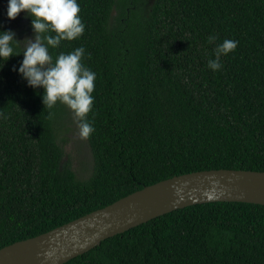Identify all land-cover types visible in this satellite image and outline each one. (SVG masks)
Segmentation results:
<instances>
[{
	"label": "trees",
	"instance_id": "1",
	"mask_svg": "<svg viewBox=\"0 0 264 264\" xmlns=\"http://www.w3.org/2000/svg\"><path fill=\"white\" fill-rule=\"evenodd\" d=\"M78 3L83 35L50 51L83 46L82 63L96 73L86 117L93 170L77 180L55 131L69 109L44 106L43 90L15 70L23 56L10 57L0 68V249L175 176L264 172V0ZM6 8L0 0V31L23 42ZM224 39L238 46L213 72L207 61ZM65 264H264V206L187 207Z\"/></svg>",
	"mask_w": 264,
	"mask_h": 264
},
{
	"label": "water",
	"instance_id": "2",
	"mask_svg": "<svg viewBox=\"0 0 264 264\" xmlns=\"http://www.w3.org/2000/svg\"><path fill=\"white\" fill-rule=\"evenodd\" d=\"M208 203L264 206V172L219 169L160 181L49 232L0 249V264H65L106 239L157 217Z\"/></svg>",
	"mask_w": 264,
	"mask_h": 264
},
{
	"label": "clouds",
	"instance_id": "3",
	"mask_svg": "<svg viewBox=\"0 0 264 264\" xmlns=\"http://www.w3.org/2000/svg\"><path fill=\"white\" fill-rule=\"evenodd\" d=\"M21 12L31 18L33 38L20 42L15 39V32L0 31V68L10 57L22 55L15 69L18 75L28 87L43 90L44 106L51 109L58 102L67 106L77 121L79 138L87 140L94 132L86 117L92 111L96 73L82 63L86 51L83 46L67 53L61 51L55 57L50 51L57 49L62 41L77 40L83 35L85 24L79 15L78 0H7L8 20L16 19ZM216 40L215 35H209L208 43ZM20 43L24 47L17 51ZM237 46L238 41L233 39L217 44L213 51L215 58L208 59L207 68L213 72L221 70V57L234 52Z\"/></svg>",
	"mask_w": 264,
	"mask_h": 264
},
{
	"label": "rangeland",
	"instance_id": "4",
	"mask_svg": "<svg viewBox=\"0 0 264 264\" xmlns=\"http://www.w3.org/2000/svg\"><path fill=\"white\" fill-rule=\"evenodd\" d=\"M13 23L17 32L21 34L23 41L33 38L26 32L27 25L22 12L14 19ZM56 126L57 143L64 152V161L70 163L77 180L84 181L88 179L93 170V158L87 140L79 138L77 121L72 112L66 110L64 117Z\"/></svg>",
	"mask_w": 264,
	"mask_h": 264
}]
</instances>
